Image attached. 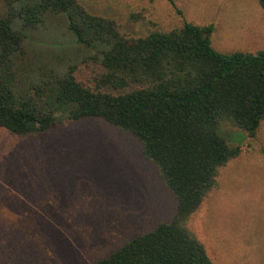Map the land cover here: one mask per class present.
Listing matches in <instances>:
<instances>
[{"label":"rangeland","instance_id":"obj_1","mask_svg":"<svg viewBox=\"0 0 264 264\" xmlns=\"http://www.w3.org/2000/svg\"><path fill=\"white\" fill-rule=\"evenodd\" d=\"M81 1L131 36L187 22L212 26L222 54L264 51L259 0ZM27 46L28 85L36 80L30 64L62 71L89 54L62 16L49 15ZM61 120L25 141L0 129V264H95L176 216V199L136 138L101 119ZM223 134L243 152L221 169L218 188L185 226L213 264H264V123L254 139L230 125Z\"/></svg>","mask_w":264,"mask_h":264},{"label":"trees","instance_id":"obj_2","mask_svg":"<svg viewBox=\"0 0 264 264\" xmlns=\"http://www.w3.org/2000/svg\"><path fill=\"white\" fill-rule=\"evenodd\" d=\"M49 15L64 17L89 54L62 71L30 64L36 80L28 85L22 63L30 60L29 33L43 29ZM213 33L212 26L184 22L131 36L81 0H0V129L25 141L49 134L63 118L101 119L143 145L177 201L171 222L95 264H213L186 220L243 152L224 126L254 139L264 123V51L222 54ZM61 107H69L65 115Z\"/></svg>","mask_w":264,"mask_h":264}]
</instances>
